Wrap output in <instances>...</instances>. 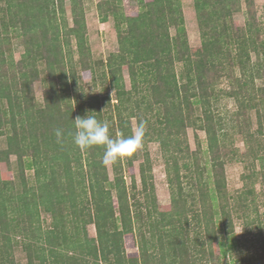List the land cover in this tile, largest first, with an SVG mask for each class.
<instances>
[{"label": "trees", "instance_id": "trees-1", "mask_svg": "<svg viewBox=\"0 0 264 264\" xmlns=\"http://www.w3.org/2000/svg\"><path fill=\"white\" fill-rule=\"evenodd\" d=\"M66 1L0 0V135L6 136V147L0 149V264H15L16 244L28 264H221V257L238 247L233 213L251 207L258 214L254 182L258 173L264 178V115L257 114L258 134L247 119L240 120L252 92L259 91L264 100V41L258 38L255 0H193L201 38L196 47L188 42L180 0H137L134 14L124 12L122 0H98L100 20L112 17L117 35V51L98 62L103 66L99 76L114 89V101L84 88L79 71L94 74L95 63L83 0ZM243 7L241 26L233 16ZM13 38L24 49L17 61ZM251 51L263 57L250 63ZM177 62L182 63L180 74ZM236 65L250 78L236 77ZM222 77L235 83L228 92L239 103L232 128L244 134V151L227 145L224 132L218 134L220 120L210 99ZM254 77L263 81L255 89ZM37 81L44 85L40 106L34 93ZM249 84L250 91L244 88ZM86 113L107 122L113 138L132 135V118L137 124L146 121L142 148L111 164L112 178L102 163L103 147L82 151L72 141L73 119ZM188 126L205 130L208 160L203 164L197 149L189 148ZM57 128L63 130V143L57 142ZM151 140L163 149L171 191V203L163 210L155 200L146 150ZM140 154L141 187L134 179L128 187L122 161L130 166ZM11 155L18 168L17 186ZM229 161H247L248 170L242 175L245 187L231 197L224 172ZM27 168L33 169L32 181L25 176ZM41 211L50 215L45 228ZM242 217L261 232L260 218ZM89 224L95 226V236H89ZM136 230L139 253L130 257L124 237ZM258 258L246 253L242 261L258 263Z\"/></svg>", "mask_w": 264, "mask_h": 264}, {"label": "rangeland", "instance_id": "rangeland-1", "mask_svg": "<svg viewBox=\"0 0 264 264\" xmlns=\"http://www.w3.org/2000/svg\"><path fill=\"white\" fill-rule=\"evenodd\" d=\"M182 12L184 15V23L186 27L187 39L192 47L199 46L201 43V38L199 35L197 22L194 13V5L193 0H180ZM97 2L98 0H83V9L85 14V22H86V37L88 40V46L90 49L91 59L94 61L93 67L95 68L94 74L90 71H79V76L81 81L84 83V88L88 94H96L98 96H110V98L114 101V89L109 84L106 78H103L100 75L101 69L103 66L99 65L98 62L104 61L110 52L117 51V35L116 29L114 26L113 18L110 17L108 21L102 22L100 20L99 12L97 10ZM68 4V0L66 1ZM123 9L126 14H134L138 11V3L137 0H122ZM255 10L257 17V25H258V38L259 40L264 41V0H255ZM68 22L71 25L72 19L70 15V11L67 10ZM234 20L238 23V25L243 26L245 24V13L244 7L241 11L237 12L233 16ZM171 34L175 33V29L171 28ZM73 46V56L74 59L77 58L75 41H72ZM23 46L20 43V39L13 38V57L15 61L19 60L21 54L23 52ZM250 63H254L257 59L263 57L260 52V56L258 57L255 52L251 51L249 54ZM262 60V59H261ZM97 62V63H96ZM261 66H264V60L261 62ZM175 68L178 74L181 73L182 63L177 62L175 64ZM253 71V69H252ZM255 71V70H254ZM124 82L126 88L130 87V81L128 72L126 69L123 70ZM244 75L241 73L239 66L236 65L234 75L239 77L240 79H249L250 75L246 73ZM255 74V72H252ZM254 89L261 86L263 81L260 77H254ZM248 86L244 88L249 90ZM44 85L41 82L34 83V93L36 98L37 105L40 106L42 104V90ZM235 89V83H232L227 77H222L220 81L215 86V96L210 99L211 106L214 111L215 119L220 120V130L218 134H222L224 132L225 142L227 145L237 148L240 151H244L247 148V142L244 139V134L240 132L233 131L232 122L236 116V112L239 109V103L236 101L234 96H230L228 92L230 90ZM253 97L248 101V107L245 110V114L240 117L241 122L243 120H248L249 129L258 134V116L257 114L264 115V100L261 99L259 91L252 92L251 95ZM247 101V99H246ZM105 100H103V103ZM113 104V103H112ZM199 113V112H198ZM133 130L135 129L137 122L136 118H132L130 120ZM261 123L264 124V116H262ZM188 145L191 150L197 149L198 155L201 156V164H203L206 160L207 153L205 152L207 149V137L204 129H201L196 126H188L186 129ZM6 147V136L0 135V149ZM146 150L149 153L150 162H151V174H152V182L154 184V192H155V200L156 203L160 206V210H163L165 206H168L171 203V191L168 185V180L166 176V168H165V158L163 149L160 146V143L156 140L148 141L146 145ZM142 161L141 154L135 159L132 165L128 166L126 164L125 159L122 161L123 164V176L125 179L126 185L129 187L133 181L136 182L137 187H141L140 182V173H139V164ZM248 161V160H247ZM247 161H229L226 162L224 166V172L226 177V185L229 192L230 197L233 195H237L238 192L243 190L245 187V180L242 178L243 174L248 172L247 170ZM11 162V178L15 182V185L20 184V180L17 178V163L14 155L10 156ZM256 169L259 170L261 167L259 160H256ZM108 171L110 178L113 177V172L111 168V164H108ZM25 176L29 181H32L33 178V169L27 168L25 170ZM258 179L254 182V201L258 209V214L254 213V210L249 207L247 212L233 213V222H234V232L235 238L237 240L238 247H234L233 254L231 255V251H227L225 253V257H221V264H264V178L260 177V174H257ZM233 202V198H232ZM249 215L250 218L257 216V219L260 218L261 221V232L244 221V217L242 215ZM41 218L43 220V227L45 228V224L50 221V215L41 211ZM191 213L189 214V233L193 238L196 235L195 229H193L194 221L191 220ZM87 231L89 236H95V226L93 224H89L87 226ZM219 236V233H218ZM138 241H140L139 233L136 230L134 234L126 235L124 237V246H125V254L127 256H135L139 253L138 249ZM238 241L241 243L239 245ZM246 253H251L254 256H258L260 262L252 263V261H242V257L245 256ZM158 254V253H157ZM262 254V255H261ZM12 255L15 260V264H28L25 251L22 246L15 245L12 249ZM261 256V257H260ZM212 264V263H210Z\"/></svg>", "mask_w": 264, "mask_h": 264}, {"label": "clouds", "instance_id": "clouds-1", "mask_svg": "<svg viewBox=\"0 0 264 264\" xmlns=\"http://www.w3.org/2000/svg\"><path fill=\"white\" fill-rule=\"evenodd\" d=\"M74 133L72 141L82 151L92 147H103L102 163L105 165L114 164L118 160L131 157L143 146L146 134V121L140 120L128 137L118 136L113 138L109 132V124L98 120L95 116L77 115L74 119ZM55 136L58 143H63V130L57 128ZM223 219V218H222Z\"/></svg>", "mask_w": 264, "mask_h": 264}]
</instances>
